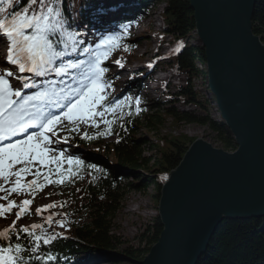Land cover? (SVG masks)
Masks as SVG:
<instances>
[{"label": "water", "instance_id": "water-1", "mask_svg": "<svg viewBox=\"0 0 264 264\" xmlns=\"http://www.w3.org/2000/svg\"><path fill=\"white\" fill-rule=\"evenodd\" d=\"M256 0H190L208 83L233 151L193 140L167 174L163 225L138 264H197L225 218L264 215V43L252 30Z\"/></svg>", "mask_w": 264, "mask_h": 264}, {"label": "trees", "instance_id": "trees-1", "mask_svg": "<svg viewBox=\"0 0 264 264\" xmlns=\"http://www.w3.org/2000/svg\"><path fill=\"white\" fill-rule=\"evenodd\" d=\"M25 2L22 0L15 5L20 6ZM82 2L84 3V0H62V6L67 8L68 15H79L81 7H78V4ZM167 2L165 7L167 23L164 24V31L173 35L175 40L184 45L183 51L175 58V64L176 68L185 71L189 78L186 85L178 87L174 99L170 100L171 104L167 103L164 107L158 104L155 111L145 114L142 124L147 129L156 128L162 122L163 115L170 116L177 122L206 124L214 132L219 147L233 150L236 148V143L226 123L210 116V100L204 99L201 91L192 85L193 78L205 77L207 72L202 68L206 65L205 48L192 41V38L196 36V23L190 0H167ZM82 10L85 12L84 8ZM252 30L264 43V0H256ZM178 102L193 104L195 108H199L204 113L197 115L193 110L179 109L175 105ZM161 108L164 110L163 113L158 111ZM133 127V123L127 121L118 124L115 129V139L108 143L106 153L113 155L117 164L120 165V170L115 171L114 167L109 166L107 172H101L93 184L89 183L84 187L87 198L83 205L87 212L86 217L74 225L72 231L85 244L73 240L68 241L62 237L51 242L50 246L53 249L68 253L77 252L83 246L86 249H102L104 252L118 251L119 256H113L110 253L105 255L111 264H116L117 260L126 259L132 262L142 260L157 241L163 228L157 214L153 215L135 235L136 244L127 243L112 231L113 218L128 191L144 192L149 183L153 184L152 198L157 206L162 188V183L157 178L158 174L166 176L170 170L175 168L189 143L184 135L178 136L169 139L167 145H163L165 141L149 144V147L155 151L145 154L144 148L147 140L144 137H134ZM263 222L264 216L223 219L215 230L206 253L198 259L197 264H244L243 260L255 262L264 252V230L258 229L260 223ZM28 240L18 232L13 235L7 233L6 238L0 241V244H8L12 241L27 242ZM87 244L90 247H87ZM254 248H258L259 253H251L250 251ZM256 254L257 257L253 258L255 256L252 255Z\"/></svg>", "mask_w": 264, "mask_h": 264}, {"label": "rangeland", "instance_id": "rangeland-1", "mask_svg": "<svg viewBox=\"0 0 264 264\" xmlns=\"http://www.w3.org/2000/svg\"><path fill=\"white\" fill-rule=\"evenodd\" d=\"M167 4V0L159 1L158 4L151 7L148 12H145V14L138 18L134 23L126 25L121 32L113 35L118 38L119 44L118 46L115 45V47L112 48L108 47L106 61H108V66L111 67L110 71L117 73L114 77L115 81L113 83L109 81L106 82L103 77L100 78L99 81H102L103 79V85L100 87V94L105 98H110L111 105H115V107L106 113L104 110L105 107L101 101L96 108V112L98 114L89 118L86 122L76 119L69 121L62 118L60 123H58L54 129L61 128L66 124L75 122V131L77 133L98 132L102 129L104 123H111V118L116 120L119 117V115L123 112L120 108L130 105L132 106V109H135L134 115L140 116L137 121L138 123L136 122L137 118L132 119L134 123L133 128L135 129L134 137H144L147 140V144L144 148L145 154L153 153L155 151V149L149 147V144L153 145L158 144L160 141H165L163 145H167V141L169 139L178 136L181 137L183 135L189 144L196 138L202 137L203 139L211 142L213 145L218 146L214 132L209 129L206 124L198 122H177L167 115L162 116L163 120L158 126H156V128L147 129L142 124V121H144V114L146 112H153L156 110V108L152 107L164 101H166L164 106H167V103L171 104L166 98V89L169 88V91H174L176 89V85L186 83L185 81L189 78L188 74L180 72L150 74L153 80L151 83L145 84L148 86L147 91L145 89H135L134 93L136 95L133 97H128L127 94H125L127 87L136 88V83H134L135 81L133 80L135 79L133 73L134 70L138 69L140 71L145 68V72L150 71L151 66L155 62V54H164L168 52L166 40L170 39L171 35L167 34L166 40H164L159 34L160 30L164 27V24L167 23V20L165 19V7ZM130 29H134L131 34L129 33ZM106 37L108 36H105L103 39ZM123 37L129 39L125 42L122 39ZM192 41L198 42L196 37H193ZM124 43L129 44V52H125L126 54L121 53V55L119 54V51H112ZM157 49H159L160 52H156ZM97 51L103 52L105 49L102 48ZM119 55L123 56L124 60H126V57L128 56V61L131 59L130 62L137 61L139 64L129 65L128 63H122L123 66L119 67L118 65L121 64H117L115 62L119 60ZM6 64L9 63L7 62ZM202 68L206 71L205 65H203ZM205 76L206 77L202 76L197 79L196 77L193 78L192 85L200 89L204 99L211 100L209 108L210 116L212 118H218L220 117L219 112L217 111L215 101H212V98L210 97L211 95H209L210 93L207 88V75ZM164 78H169L168 84L166 83L168 87L166 88L160 83V80H163ZM137 100H139V103H137ZM188 109L195 111L197 115H203L204 113L199 108L192 106ZM158 111H160V113L164 112L163 108ZM99 113H103V115L101 116ZM47 135L51 143L48 145L50 151L46 154L45 162L40 163L39 160H35L31 164H16L13 170H19L21 167H28L30 171L28 173H22L19 178L14 175L9 176L8 184L5 187H0V206H3L6 209L2 214H0V229L6 228L11 222H15L18 226L26 227L31 224L40 226L35 229L31 228L32 231H65L72 223H78L79 220L86 217L87 212L83 208V203L87 200L85 190L83 189L86 178L76 185L65 184V174L59 175V173H56L54 170V168L61 163L63 158L62 155L67 156L66 152L59 150L62 145H55L54 142L55 140L58 141V139H60L61 134L56 132L55 136L51 133H47ZM109 139H111V136L102 137L96 144H105ZM65 140L66 138L59 141L62 142ZM94 145L95 144L92 143L88 147H85V153L92 157L98 156L105 158L109 165L114 163L112 158H110V154H104V151L101 149L98 150V148L95 151L96 148ZM54 157L57 159H54ZM65 166L66 164L61 165V167ZM37 173H39V175H37ZM17 179L20 180V184L24 187L20 188L17 192H12L11 189L15 187V181ZM57 180H62L63 182L55 183ZM33 181L36 182L34 187L31 185ZM45 181L53 182L50 184ZM41 185H44L45 188H39ZM153 192V184L149 183L144 192L132 190L125 194L121 207L116 212L115 218H113L112 231L118 234L127 243L136 244V238H134L135 235H137L145 223L156 214L157 206L155 200L152 198ZM24 200L31 201L29 211L21 213V216L18 219L16 214L22 208V201ZM10 202L14 203L15 206L10 210H7V206ZM48 205L54 206L46 208L45 206ZM37 209H40L41 211L38 213L36 211ZM260 230L262 229L260 228ZM117 252L118 251H102L101 254L105 256L108 255L107 253H110L113 256H119ZM260 259H264V254H262ZM117 261L118 262L116 264H138L137 262L128 261L126 259ZM98 264L111 263L105 261V259H101Z\"/></svg>", "mask_w": 264, "mask_h": 264}, {"label": "snow or ice", "instance_id": "snow-or-ice-1", "mask_svg": "<svg viewBox=\"0 0 264 264\" xmlns=\"http://www.w3.org/2000/svg\"><path fill=\"white\" fill-rule=\"evenodd\" d=\"M18 2L19 0H0V17H3L0 18V44L5 43V40L7 42V62L18 66L20 73L30 72L36 76H43L50 71H54L57 76H67L70 69L78 68L80 65L71 61L59 66L54 63L69 54L67 51H58L56 48L57 43H63L65 25L68 23L58 6V0H27V7L21 8L20 11H10L13 9V5ZM117 43L118 38L114 36H108L101 40L96 45V49L103 48L105 51L93 53L96 60L90 64L91 75L85 77L90 83L81 82L78 87L68 85L67 90L65 88H60L59 91L54 88L45 89L34 95L21 97L20 88L36 87L35 83H29L25 78L15 76L13 71L0 70L2 72L0 74V141H9L0 144V177L7 181L9 176L14 175L19 178L22 173L30 171L28 167L13 170L16 164H31L35 160H39L40 163L45 162L46 154L50 151L48 145L51 143L47 133L55 136L54 128L61 121V116L53 115L51 112L45 115V103L53 107L66 108L67 111L62 112L61 115L69 121L76 119L86 122L98 114L96 108L105 99L100 94L99 80L107 71V68L100 67L101 56L106 58L108 47ZM83 51L88 53L91 50L86 47ZM115 62L120 64L119 60ZM6 77H15L20 81V85L11 84ZM62 101L67 103H62ZM99 115L102 116L103 113H99ZM34 128L39 131L27 132L28 129ZM24 133L27 135L23 139L12 140L13 137ZM54 159L57 158L54 157ZM68 163L79 165L83 161L73 160L69 157ZM162 179H167V177H162ZM52 182L49 181V183ZM62 182V180L55 181V183ZM32 183L34 184L35 181ZM22 187L24 186L17 179L15 187L11 191L17 192ZM30 203L29 200L22 201L25 206ZM14 206V203L10 202L7 210ZM52 206L54 205L45 207ZM5 210L3 206H0V214ZM36 211L39 213L41 210L37 209ZM16 215L19 219L21 212H17ZM14 224L15 222H13V226ZM38 227L40 226H30L32 229ZM9 231L10 229H5L0 232V241L6 238ZM19 231L33 236L37 243L35 247L31 248V251L35 252L39 247L38 242L41 237L34 236L29 231V227L21 228ZM44 243H49V239H44ZM21 252L22 245L19 242L14 246L11 243L8 246L0 245V264H23ZM47 259L52 260L53 257L48 256Z\"/></svg>", "mask_w": 264, "mask_h": 264}, {"label": "bare ground", "instance_id": "bare-ground-1", "mask_svg": "<svg viewBox=\"0 0 264 264\" xmlns=\"http://www.w3.org/2000/svg\"><path fill=\"white\" fill-rule=\"evenodd\" d=\"M1 47H3V46H1ZM80 54H77L76 55V61H81V56H79ZM82 73V72H81ZM2 74V73H1ZM84 75V74H83ZM83 75H79V80L81 81V80H83ZM45 77V76H44ZM43 78V77H42ZM41 79V78H40ZM28 82L30 83L31 81L30 80H28ZM18 83H20V81H18V82H16L15 84H13V85H16V84H18ZM33 83H35L37 86H39L40 85V82H39V80H35ZM59 86V81H57V79H55V81H52L51 82V87H52V89L54 88V89H56L57 87ZM16 99H18V98H16ZM63 102V101H62ZM52 108H54L53 106H49L48 108H46V111H45V113H47L49 110H51ZM211 143V142H210ZM213 145V144H212ZM213 146H215V145H213ZM217 147H219V146H217ZM235 149V148H234ZM233 149V150H234ZM233 150H228V151H233ZM215 232V231H214ZM214 232H213V234H214ZM213 234H212V236H213ZM212 238V237H211ZM252 256H255V255H252ZM257 257V254H256V256L255 257H253V258H256ZM259 257V256H258ZM198 262V261H197ZM243 263L244 264H253L254 263V261L253 260H251V261H248V262H246V260H243Z\"/></svg>", "mask_w": 264, "mask_h": 264}]
</instances>
